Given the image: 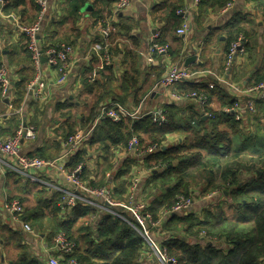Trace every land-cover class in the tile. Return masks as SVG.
Listing matches in <instances>:
<instances>
[{"label":"crops","instance_id":"obj_1","mask_svg":"<svg viewBox=\"0 0 264 264\" xmlns=\"http://www.w3.org/2000/svg\"><path fill=\"white\" fill-rule=\"evenodd\" d=\"M12 1L5 0L4 7L10 5ZM111 1L49 0L48 13L39 35L40 47L69 44L74 46L75 54L70 58L68 77L63 81L58 72L48 67L43 60L42 75L48 86L42 91L39 99H34L32 91L26 88L23 100H19L20 82L23 79H30L28 83L31 84L35 70L26 49L27 37L16 28L13 18L10 17L12 15L19 17L25 25L33 24L38 15L36 0H25L26 3L17 11L4 12L9 18L0 14V67H7L12 79L9 98L4 97L0 89V137L8 138L15 135L22 124L37 125V139L23 141L22 151L25 154L51 159L62 152L63 138L70 133L71 127H74V131L77 130L76 127H89L91 124L89 119L93 114L96 115L99 102L121 98L126 107L137 109L140 106L141 112L138 117L126 119L133 122L148 117L149 112L162 107L184 106L186 101H176L172 98L173 93L184 89L183 84L165 92L155 91V85L164 76L171 63L185 66L186 60L191 57H196V60L190 63L188 68L192 71L196 69L202 71H195L200 74L187 84L209 95L207 113L212 112L219 118L216 126L220 132L230 131L233 123L228 124L225 120L228 117L223 114L224 109L230 107L228 102L233 101L237 96L236 90H244L257 78L264 77V13L260 8L264 0L259 1L258 5L255 0H238L230 8H209L203 15L197 7L190 14V22L185 34H178L183 25L181 19L175 17L173 10L190 7L193 0H135L131 8L117 14ZM239 21L243 23L242 32L246 35L249 53L237 57L232 68L225 72L230 26ZM106 23H111L113 28L115 27L111 36L115 55L110 65L105 64L101 50V30ZM119 27H124L126 31H119ZM158 36L161 37L159 40L164 43L168 51L164 55H155L153 61L149 63L146 50L150 43L158 40ZM109 66L110 68H107ZM220 78L224 81L222 82ZM188 103L185 108H180L179 114L199 111L196 101ZM10 105L13 106L12 109ZM209 118L210 115H205V120ZM241 123L240 127L244 134L252 133L258 136L257 143L251 145V148L263 150L264 105H259L257 113L249 114ZM209 127H213V124ZM144 139L146 140L147 137L144 136ZM183 142L180 135L170 134L164 146L165 149L178 147ZM235 149L237 150V146H234L233 152ZM145 150L140 146L139 155L127 152L124 155V151H121L113 156L114 150L105 154L104 151L98 150L97 146L90 147L88 143L76 153L82 151L85 153L83 160L87 164L85 166L82 163V165L87 170L83 172L82 180L86 185L92 183L95 186L101 183L102 179L99 178L103 177L104 185L108 186L111 183L117 201H122L133 186L134 180L139 179L135 189L136 197L138 201L148 204V209L153 212L156 197L159 196V190L152 182L156 174L153 171L157 170L153 168L154 161L149 165L146 163L149 154H146ZM128 157L131 159V170L126 175L124 164ZM111 163L112 169L105 171ZM202 170H197L195 174L201 175ZM120 171H124L125 174L118 179L117 174ZM223 172L222 166L215 167L212 171L217 178H220ZM108 173H111L110 180L107 179ZM35 176L46 178L56 187L67 185L63 179H56L52 174L45 175L38 172ZM208 179L207 181H210ZM118 182L123 183L125 187L121 199H118L116 193ZM42 187L45 186H41L37 181L19 177L15 173L0 174V220L13 232L19 231L18 233L22 234L21 229L8 225L2 211L6 200L20 199L25 207L24 219L34 228L33 234H22L24 252L31 259L49 264L51 258H59L56 250L57 226L68 218L72 209L65 211L61 205V195L57 191H52L49 196L47 193L51 190L47 189V193L42 195L40 192ZM208 188L210 186L207 183L204 187L202 184L197 187L195 184L190 185L192 195L200 196L196 198L195 206L188 213L198 219H203L206 211H213L217 206L230 205V200L226 198L228 193H224V197L212 193L213 199L202 198V192ZM41 200L43 202L47 200V203L52 202V204L48 208L42 205ZM164 203L158 208V219H162L163 210L167 205L166 201ZM84 209H88L89 214L79 218L71 229L79 249L85 246L81 237L84 236L86 228L91 227L95 231L97 224L105 215L91 207ZM54 211L56 215L53 214ZM184 230L185 227L165 231L163 226L162 231L151 232V239L155 245L161 247H165L163 244L173 239L189 241L191 237ZM17 257L18 252L13 247L6 246L0 239V264H14L13 260ZM155 262L150 249L144 245L137 264H155ZM261 263L264 264V258Z\"/></svg>","mask_w":264,"mask_h":264},{"label":"trees","instance_id":"obj_2","mask_svg":"<svg viewBox=\"0 0 264 264\" xmlns=\"http://www.w3.org/2000/svg\"><path fill=\"white\" fill-rule=\"evenodd\" d=\"M255 1L258 5V2L261 0ZM25 3V0H13L10 5L8 4L3 7V12L10 13L11 11H17ZM228 3L229 0H201L198 5V11L203 15L208 12L209 8L224 9ZM260 8L264 13V2L260 4ZM180 9L175 8L173 14L175 17L181 19L183 25V18L177 15V11ZM39 11L40 8L38 6V15ZM242 25L241 21L231 24L230 31L228 30L230 37L227 52L230 44L236 41L240 35L246 36L242 32ZM114 30L111 36H113ZM121 30L126 31L124 27H119V31ZM111 36L109 51L113 59L115 53L112 49ZM159 38L161 37L158 36V40L155 43L163 45L164 43ZM60 45L62 44L41 49L43 52H46L48 49ZM246 48L248 54V45H246ZM26 49L31 58V54L27 48V40ZM107 68H110V66ZM193 71L202 70L196 69ZM29 81L30 79H23L20 82V101L23 100L22 98L26 94V88L30 86ZM126 81L125 79L124 82ZM262 82H264V77H259L250 86ZM187 83L177 84L184 85V89L178 91V94L186 95L196 92L200 95L203 93L199 88ZM203 94L207 97V103L208 101L210 102L209 95L207 93ZM185 101L186 104L184 106H187L189 101L194 102V100L190 99H186ZM107 102L124 106L121 98H114ZM107 102H99L96 111H98L102 103ZM233 103L234 99L228 102V105L232 106ZM184 106L172 105L171 108L162 107L161 109L164 110L166 115V122L163 123H155L153 116L150 114H147L149 115L148 117L134 122L126 119L117 123L110 119L103 120L95 129L93 137L89 141L90 147L97 146V149L104 151L105 154L112 153L114 150L113 156H115L117 153L125 151L128 143L134 137L139 139L140 146L145 149L154 145L160 147V149L149 154L146 160L148 165L151 161H154L155 164L153 166L155 167L153 168L157 170L156 172L153 171L156 174L152 182L159 190V196L156 197L155 207L153 206L152 209L153 212L149 209L154 220H159L157 215L158 208L165 204V201L167 205L163 213L171 209L175 204V202L171 201L178 195L188 197L192 194L190 191L191 181L197 183L196 181L201 180L202 182L203 180L205 184L207 183L210 186L208 190L202 192V196L217 193L221 197H224V193H228L226 198L230 200V205L225 207L217 206L214 210L212 209L213 211H206V216L203 219H198L190 213L182 216L178 214L170 215L166 225H164V230L172 231L185 227L184 231L191 237L189 241L173 239L163 244L164 248H167L168 253L178 260V264H261L264 258V149L259 151L256 148H251V145L257 143L258 136L252 135V133L244 134L240 127L242 123L224 112L223 114L228 117L225 119L226 122L233 124L230 127V131L220 132V129L216 126L219 121L216 115L212 112L211 114L208 113L210 118L209 120H205V114L202 112H207V104L203 108L198 104L200 108L198 112L195 111L194 113L185 115L179 114L180 108H185ZM96 115L93 114L91 116L89 119L90 123L94 122ZM211 124H213V127H209ZM70 130L71 134L68 133L63 138L64 142L77 131L74 132V127H71ZM170 134L180 135L184 142L178 147L165 149L164 143ZM144 136L147 137V141L144 139ZM234 146H237V150L235 149L233 152ZM28 155L37 156L34 154ZM84 155L83 151L74 155L68 164L70 171L82 163L86 166L87 163L83 160ZM130 160L128 157L124 164L126 166V175L131 170ZM221 166L224 168V172L220 178H217V175H213L212 171L215 167L221 168ZM111 169L112 165L106 167L105 171ZM199 169H203V172L197 176L195 172ZM86 170L84 169V172ZM124 174V171H120L117 174L118 179ZM207 178L210 181H207ZM104 184L105 179L102 177L99 185L94 186L91 183L89 186H105ZM116 186L118 199H121L122 194L125 192L124 184L118 182ZM40 192L43 195V193H47V189H42ZM41 201L42 205L48 208L52 204V202L50 204L47 203V200L44 201L45 203L43 200ZM84 208L81 205L76 206L71 210L68 218L57 226V235L65 233L69 240L76 245L74 254L64 256L61 264H70L72 261H75L77 264H137L140 251L145 244L143 237L131 226L130 223L135 224V222L127 213H124L126 221L112 214L104 213L105 215L97 224L95 231L91 227L86 228L84 236L81 237L85 246L79 249V245L76 243L77 240L73 236L71 229L79 218L89 214L88 209ZM90 212L95 213L96 211L90 210ZM53 214L56 215V211ZM18 232H13L12 229L4 226L0 220V239L3 240L6 246H11L18 252L17 259L13 260L14 264H42L39 261L31 259L24 252L22 244L24 242L22 234L24 233L20 231L22 233L20 234ZM225 251L227 254H225ZM236 254L238 258L233 259Z\"/></svg>","mask_w":264,"mask_h":264},{"label":"built area","instance_id":"obj_3","mask_svg":"<svg viewBox=\"0 0 264 264\" xmlns=\"http://www.w3.org/2000/svg\"><path fill=\"white\" fill-rule=\"evenodd\" d=\"M135 0H112L115 13H119L132 7ZM238 0H229L226 8H230ZM201 0H193L190 7H184L177 11V15L183 18V27L178 31V34H185L190 22V14L196 9ZM37 5L40 8L37 20L32 25H24L18 17L14 15V25L16 28L27 37V48L31 54L32 66L36 73L30 86L29 91H32L34 99H39L42 91L47 88V83L43 80L42 64L43 60L47 63L48 67L55 69L60 75L62 81L67 79L69 72L70 58L75 54L74 48L67 44H62L58 47L50 48L43 52L39 44V35L41 33L44 19L48 13L49 0H37ZM4 0H0V14L5 16L3 12ZM9 18V17H8ZM114 30L111 23H106L105 27L101 30L102 44L101 50L103 51V60L106 65H110L112 61V54L109 51L110 36ZM168 51L167 47L154 42L150 43L146 50L147 61L151 63L155 55H164ZM246 40L241 36L236 41L230 44V48L226 55L225 72H228L237 57L246 56ZM200 74L185 67L171 63L160 80L156 85L155 91L165 92L171 91L177 84L191 81ZM223 82L224 79L220 78ZM233 87V86H232ZM12 88V79L10 71L7 67H0V89L4 97L9 98ZM237 96L234 97L232 106L224 109V113L233 116L236 121H245L249 114H255L258 111L259 105H264V82L247 87L244 90H236ZM172 98L176 101H185L186 99L196 101L202 108L207 104V97L202 93L196 92L189 94L173 93ZM12 105L10 108L12 109ZM140 107L130 111L127 107L116 103H102L97 111L96 118L91 125L85 129L77 130L75 134L64 142L63 150L59 156L54 159H42L38 156H30L23 153V141H35L38 136L37 129L34 126L24 127L20 126L15 135L3 138L0 137V174L15 173L27 180L37 181L41 186H45L51 193L57 191L61 195V205L67 210H71L76 206L91 207L103 213H109L124 221L126 218L124 213L129 214L134 222L130 223L131 226L143 237L144 244L150 249L151 255L155 258V264H178V260L171 256L167 248L155 245L151 239V232L155 230L162 231L165 222L171 214H186L193 206L191 198L181 197L177 203L171 207L170 210L165 211L162 219L154 220L153 215L148 209L145 202L138 201L136 197V186L139 179H135L133 186L124 200L117 201L114 196L113 185L110 183L108 186L92 187L86 185L82 180L84 172V165H78L74 170L70 171L68 164L74 155L80 151L85 145L89 143L97 126L106 119L113 122H120L123 119H134L140 113ZM148 114L153 116L154 122H166V115L163 109L159 108ZM205 115L209 114L204 112ZM160 149L158 145L151 146L145 150L146 154L153 153L155 150ZM129 154L140 153V141L134 137L128 143L125 151ZM38 172L45 175L52 174L56 179H63L66 182L64 187H56L52 182L46 178L35 176ZM111 173L107 174V179L110 180ZM214 194L208 195L207 199H213ZM119 209V210H117ZM3 216L6 222L13 228H19L21 231L30 235L34 233L32 225L25 221V207L19 199L6 200L2 206ZM76 249L74 242L70 241L65 233H60L56 237V250L59 258H51L49 264H61L66 255H73ZM70 264H77L72 261ZM263 264V263H261Z\"/></svg>","mask_w":264,"mask_h":264},{"label":"rangeland","instance_id":"obj_4","mask_svg":"<svg viewBox=\"0 0 264 264\" xmlns=\"http://www.w3.org/2000/svg\"><path fill=\"white\" fill-rule=\"evenodd\" d=\"M70 46H72L73 48H74V46L73 45H70ZM130 111H133L134 109L133 108H130V107H127ZM30 126H34L36 129H37V132H38V127H37V125H30ZM77 128V130H81V129H85L86 127H76ZM73 132V131H72ZM75 132V131H74ZM73 132V133H74ZM70 134H71V132H70ZM61 152V151H60ZM123 154L124 155H126V152H123ZM112 160H114V159H112ZM115 162V161H114ZM118 162H119V160H118ZM117 162V163H118ZM89 165V164H88ZM111 165H112V167H113V164L111 163ZM99 179H102L101 177L99 178ZM197 182V184L195 183V182H193V181H191V185H194L195 184V186L197 187L198 185H200V184H202V187H204L205 186V182H201V180H198V181H196ZM121 183V182H120ZM98 187H101V186H98ZM201 188V187H200ZM42 189H44L45 190V187H43ZM48 195L50 196L51 195V193H48ZM209 194H205V195H201V197L202 198H206L207 196H208ZM198 196H200V195H190V196H188L187 198H191L192 199V201H193V206H192V208L189 210V212L193 209V207L195 206V204H196V202H197V197ZM181 197H185L184 195H178L176 198H174V199H172V201L171 202H175V203H177V201H178V199L179 198H181ZM123 200H124V198H123ZM199 203H201V202H199ZM175 205V204H174ZM164 214V213H163ZM181 214V213H180ZM184 215V214H183ZM168 220V219H167ZM165 223H167V221L165 222ZM184 228V227H183ZM59 235V234H58ZM57 235V236H58ZM235 258H238V255H236V256H234V258L233 259H235Z\"/></svg>","mask_w":264,"mask_h":264},{"label":"water","instance_id":"obj_5","mask_svg":"<svg viewBox=\"0 0 264 264\" xmlns=\"http://www.w3.org/2000/svg\"><path fill=\"white\" fill-rule=\"evenodd\" d=\"M5 1V0H4ZM196 60V57H191L186 60L185 66L188 67V65ZM24 127H26V124H24Z\"/></svg>","mask_w":264,"mask_h":264}]
</instances>
